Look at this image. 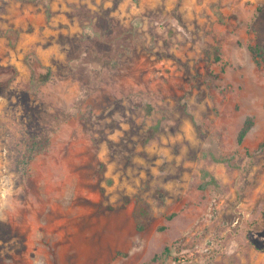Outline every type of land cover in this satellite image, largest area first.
<instances>
[{"label": "rangeland", "instance_id": "rangeland-1", "mask_svg": "<svg viewBox=\"0 0 264 264\" xmlns=\"http://www.w3.org/2000/svg\"><path fill=\"white\" fill-rule=\"evenodd\" d=\"M258 42L264 0H0V264H264Z\"/></svg>", "mask_w": 264, "mask_h": 264}, {"label": "trees", "instance_id": "trees-1", "mask_svg": "<svg viewBox=\"0 0 264 264\" xmlns=\"http://www.w3.org/2000/svg\"><path fill=\"white\" fill-rule=\"evenodd\" d=\"M249 50L252 53L255 62L257 64L262 63L264 65V43L258 42L256 44H251L249 45ZM252 124H253V119L250 116H247L238 132V137H237L238 142H242L244 140ZM33 151L34 148H31L27 159H29L32 156Z\"/></svg>", "mask_w": 264, "mask_h": 264}]
</instances>
